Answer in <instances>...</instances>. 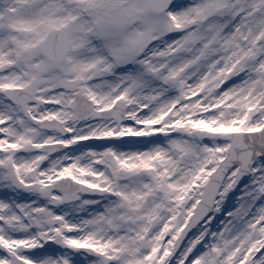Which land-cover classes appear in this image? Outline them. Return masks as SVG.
I'll use <instances>...</instances> for the list:
<instances>
[{
	"label": "snow or ice",
	"instance_id": "obj_1",
	"mask_svg": "<svg viewBox=\"0 0 264 264\" xmlns=\"http://www.w3.org/2000/svg\"><path fill=\"white\" fill-rule=\"evenodd\" d=\"M0 264H264V0H0Z\"/></svg>",
	"mask_w": 264,
	"mask_h": 264
}]
</instances>
